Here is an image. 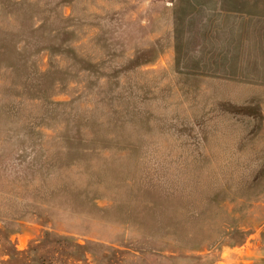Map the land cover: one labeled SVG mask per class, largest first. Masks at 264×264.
Here are the masks:
<instances>
[{"label": "rangeland", "instance_id": "obj_1", "mask_svg": "<svg viewBox=\"0 0 264 264\" xmlns=\"http://www.w3.org/2000/svg\"><path fill=\"white\" fill-rule=\"evenodd\" d=\"M0 264H264V0H0Z\"/></svg>", "mask_w": 264, "mask_h": 264}]
</instances>
